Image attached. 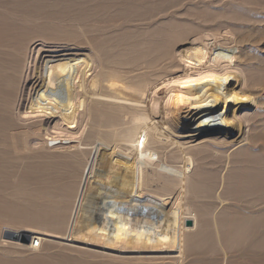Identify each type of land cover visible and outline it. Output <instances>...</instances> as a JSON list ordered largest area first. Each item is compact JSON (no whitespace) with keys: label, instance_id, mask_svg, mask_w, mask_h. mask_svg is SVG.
I'll return each instance as SVG.
<instances>
[{"label":"bare ground","instance_id":"6f19581e","mask_svg":"<svg viewBox=\"0 0 264 264\" xmlns=\"http://www.w3.org/2000/svg\"><path fill=\"white\" fill-rule=\"evenodd\" d=\"M6 5H0V13ZM162 12L136 19L131 32L98 35L76 24L71 32L41 30L26 36L10 27L26 18L6 15L0 21V121L5 130L24 128L32 135L20 148L8 149L0 137V177L7 174L3 168L10 159L50 164L55 156L83 154L82 141L95 139L66 237L33 226L7 229L11 219L1 218L0 224L9 225L0 227V256L16 247L34 254L54 243L59 250H86L67 243V237L87 194L84 228L113 243L166 246L175 239L177 222L179 250L172 259L178 264L189 237L201 231L197 212L214 214L215 248L225 255L223 226L230 221L222 216L242 211L250 219L249 213L264 212V144L249 123L259 111L252 89L264 82L262 65L218 64L212 55L196 51L208 42L212 28L173 36L163 31ZM215 31L213 41L234 48L236 36ZM41 188L23 187V199L33 192L39 197Z\"/></svg>","mask_w":264,"mask_h":264},{"label":"rangeland","instance_id":"374dc122","mask_svg":"<svg viewBox=\"0 0 264 264\" xmlns=\"http://www.w3.org/2000/svg\"><path fill=\"white\" fill-rule=\"evenodd\" d=\"M5 3L7 5L1 9L5 13H0V21L6 15L8 18L13 16L26 18L27 20H24L23 24L10 25V27L16 26L13 28L16 33L22 32L26 36L41 30L51 34L71 32L77 29L76 24H80V30L87 29L86 31L89 33L97 35L113 30L131 32L138 19H147L163 11L160 16L162 17L161 20L167 23L173 20L178 24L166 23L167 25H164L165 22L162 24L163 31L174 33L173 36L178 34L181 37L187 36L190 35L191 31L196 32L198 28L207 32L212 28L213 33L214 30H217L215 33L220 32L223 35L237 37L234 48L229 46L226 48L224 44H220L221 42L211 39V36L214 35L212 32H207L210 34L209 40L207 39L208 42L196 49L198 53H204L209 57L212 55L211 58L218 64L241 60L242 64L250 65L253 69L259 64L262 65L263 69L260 70V75L264 73V0H0V5ZM220 13H223L221 18ZM85 22L87 26L84 25V27L82 25ZM252 91L256 93L259 114L257 113L249 123L258 132H261L260 142L264 144V82L258 84ZM1 126L2 122L0 121V137L6 149L12 148L11 146L20 148L26 138L28 140L32 137L31 134L24 133L26 132L24 128L14 130L7 128L5 130ZM13 136L15 141L17 139L16 142H14ZM94 142L95 139L93 138L83 140V154L75 155L74 158L55 156L48 160L53 166V170L50 164L45 162L47 159H30V161L35 160V162L26 160L23 163L14 160L15 163L10 159L14 164L8 160V165L6 164L3 168L7 174L4 173L0 177V188L6 191L0 190V221L9 218L12 225L1 222L0 227L6 228L5 225H9L10 227L7 229L16 230L33 226L40 232H50L60 237H66L67 230L64 228L68 222L70 227L72 219L70 209L78 197V185L81 183L79 192L83 187L84 178L81 174L89 149ZM14 166L17 167L13 168ZM39 166L46 168V171ZM26 178L27 180L31 178V180L28 182ZM90 184L94 186L93 182ZM23 187L32 189L42 187V194L40 192L39 197L33 198V194H35L33 192L32 197L26 196L25 201L23 198L27 191H23ZM51 195L52 198H50ZM88 201L89 194L86 195L84 202L85 212L82 210L76 216L74 230L71 236L67 237L69 238L67 243L84 247L86 250H59L54 243L49 247H40L34 254H30L28 251L22 250L24 248L16 247L14 253L0 256V264H178L173 262L175 259H172L179 250L177 222L174 226L175 239L172 244L166 246L153 243L145 246L125 242L113 243L109 239L108 242L105 238L89 234L84 228L85 213L86 210H90L89 206L87 207ZM241 212L232 214L230 217L229 215L222 216V220L230 221L227 227L223 226L225 230L224 240L228 249L226 255L215 248L212 229L214 214L209 211L197 212L195 215L198 220V229L201 231L199 235H196L197 237H189L182 264H264V212L256 214L251 212L249 213L252 216L250 219H247ZM254 216L260 217L255 218ZM50 239L54 240L55 238ZM55 240L61 241L57 238ZM30 242L32 241L30 240ZM34 243L36 245V242ZM21 244L26 245L25 243Z\"/></svg>","mask_w":264,"mask_h":264},{"label":"water","instance_id":"95a60500","mask_svg":"<svg viewBox=\"0 0 264 264\" xmlns=\"http://www.w3.org/2000/svg\"><path fill=\"white\" fill-rule=\"evenodd\" d=\"M187 225H190V222L189 221L187 222Z\"/></svg>","mask_w":264,"mask_h":264}]
</instances>
